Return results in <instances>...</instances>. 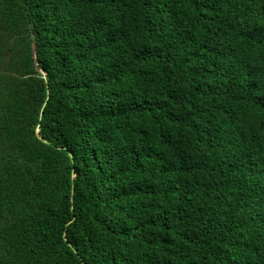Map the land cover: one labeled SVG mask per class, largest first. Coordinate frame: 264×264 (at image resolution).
<instances>
[{
  "label": "trees",
  "instance_id": "16d2710c",
  "mask_svg": "<svg viewBox=\"0 0 264 264\" xmlns=\"http://www.w3.org/2000/svg\"><path fill=\"white\" fill-rule=\"evenodd\" d=\"M0 264H264V0H0Z\"/></svg>",
  "mask_w": 264,
  "mask_h": 264
}]
</instances>
